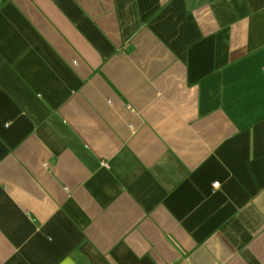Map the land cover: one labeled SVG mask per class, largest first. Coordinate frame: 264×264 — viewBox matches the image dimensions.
Here are the masks:
<instances>
[{
	"label": "crops",
	"instance_id": "crops-1",
	"mask_svg": "<svg viewBox=\"0 0 264 264\" xmlns=\"http://www.w3.org/2000/svg\"><path fill=\"white\" fill-rule=\"evenodd\" d=\"M0 264H264V0H0Z\"/></svg>",
	"mask_w": 264,
	"mask_h": 264
},
{
	"label": "built area",
	"instance_id": "built-area-1",
	"mask_svg": "<svg viewBox=\"0 0 264 264\" xmlns=\"http://www.w3.org/2000/svg\"><path fill=\"white\" fill-rule=\"evenodd\" d=\"M217 186H218V182H215V183L212 185L213 188H217Z\"/></svg>",
	"mask_w": 264,
	"mask_h": 264
}]
</instances>
